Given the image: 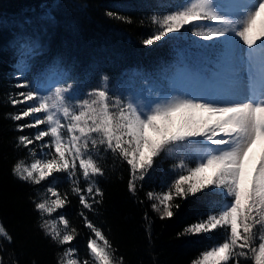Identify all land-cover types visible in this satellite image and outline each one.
Returning a JSON list of instances; mask_svg holds the SVG:
<instances>
[{"label":"snow or ice","instance_id":"obj_1","mask_svg":"<svg viewBox=\"0 0 264 264\" xmlns=\"http://www.w3.org/2000/svg\"><path fill=\"white\" fill-rule=\"evenodd\" d=\"M166 7V13L146 18L151 31L140 39L143 46L191 36L207 43L192 41L190 48H177L157 87L144 78L142 94L113 90L107 74L101 75L99 86L80 94L79 85L68 83L72 76L60 67V57L29 79L26 74L43 45L26 33L13 45L20 78L16 88L21 90L9 96L14 107L20 106L9 118L20 122L18 131H35L17 137L16 147L26 149L30 160H18L12 174L32 185L49 182L33 203L40 228L52 241L69 245L79 234L62 214L45 218L70 203V195L78 197L79 216L90 230L88 258L68 247L57 264H124L87 214L102 201L97 178L105 169L99 161L109 152L128 165L133 195L160 158L177 161L175 178L162 182L160 191L146 193L160 219L172 218L197 194L208 198V211L186 224L177 238L216 232L221 238L210 241L191 264H264V0H169ZM106 15L133 23L130 16ZM192 113L201 115L194 118ZM257 144L259 160L249 172L248 154ZM57 173L65 174L70 190L57 186ZM145 220L150 229L147 213ZM0 236L13 242L2 224Z\"/></svg>","mask_w":264,"mask_h":264},{"label":"trees","instance_id":"obj_2","mask_svg":"<svg viewBox=\"0 0 264 264\" xmlns=\"http://www.w3.org/2000/svg\"><path fill=\"white\" fill-rule=\"evenodd\" d=\"M166 1L169 0H0V224L13 238L8 244L0 236L3 264H57L68 247H75L79 258L86 259L90 235L79 216L82 206L78 197L70 195V203L52 217L45 218L55 219L62 214L79 234L69 245L60 246L52 241L40 228V214L33 203L49 182L32 185L12 174L18 160H30L26 149L16 147L17 137L31 135L35 130L20 132L16 127L20 122L9 118V113H16L20 108L10 103L9 96L21 90L16 88L20 80L12 69L15 41L11 38L26 33L40 39L43 50L34 60L31 74L46 65L43 63L52 55L69 64L81 80L90 77L91 73L118 78L127 74L133 65L158 67L160 62L175 55L176 47H191L190 40L194 36L152 47L140 43V39L151 31L146 18L154 13H166L169 10ZM51 2L55 6L49 7H52L47 11L50 15L41 16L38 13L40 6ZM109 11L130 16L133 23H121L107 16ZM50 16L54 19L50 20ZM22 18L28 19L23 27L12 26V21ZM141 20H145L144 26H141ZM11 29L12 34H9ZM99 162L105 169V175L97 178L103 198L96 210L87 214L108 237L117 250L116 255L123 256L124 264H191L210 241L221 238L219 232L177 238V233L186 224L208 211L207 197L197 194L185 200L172 218L160 219L151 208L153 201L146 198V193L160 191L162 182L170 183L175 178L177 170L173 165L177 161L171 157L163 156L157 161L155 171L143 182H138L143 187L135 195L128 190L129 167L125 162L110 152L103 154ZM56 176L61 191L70 190L65 174L57 173ZM145 213L150 218V229ZM57 227L63 233V225L57 223Z\"/></svg>","mask_w":264,"mask_h":264},{"label":"rangeland","instance_id":"obj_3","mask_svg":"<svg viewBox=\"0 0 264 264\" xmlns=\"http://www.w3.org/2000/svg\"><path fill=\"white\" fill-rule=\"evenodd\" d=\"M50 6H55L54 3H48V4H43L42 6H40V12H38L40 15L41 14H44V15H50V13H48L47 11H49L51 8H49ZM46 11V12H45ZM43 16V15H41ZM44 17V16H43ZM26 21L28 20L27 18L25 19ZM24 18H22L21 20H16V21H12V26H16V27H19V29L21 27H23V24L25 22ZM8 33L12 34V29L11 31L9 30ZM192 41H199L200 43H207L205 41L202 40V38H199V37H194V39H191L190 42L192 43ZM10 44V42L8 43V45ZM47 70V68H44L43 71H40L37 75H40L41 73L45 72ZM69 72L72 76V79L73 80L71 83H75L76 81H79L77 80L78 79V76L75 75V72H73V68L70 67L69 68ZM36 75V76H37ZM19 77V75H15V77ZM127 78L124 77L123 75L116 78H112L110 79V82H109V87H111L113 90H119L121 92H124L125 94H128V93H132L133 94V81H131V76L129 74H127ZM32 78V77H31ZM88 79H90L89 76H87ZM87 78H85L82 82H84L85 84L88 83V82H92L90 80H88ZM18 79V78H17ZM77 84V82H76ZM100 84V83H99ZM98 84V86H99ZM77 85H80V83H78ZM78 92H80V89L78 88ZM145 92V88L143 86L140 87V89L138 90V94H142ZM194 118H197L199 117V115H201L200 113H192L191 114ZM259 155H260V145H254L253 146V150L249 152L248 154V160H249V163H248V170L249 172L252 171V168L253 166H255L259 160ZM251 170V171H250ZM209 175L211 174L210 172L208 173ZM73 257H70L69 259H71Z\"/></svg>","mask_w":264,"mask_h":264},{"label":"bare ground","instance_id":"obj_4","mask_svg":"<svg viewBox=\"0 0 264 264\" xmlns=\"http://www.w3.org/2000/svg\"><path fill=\"white\" fill-rule=\"evenodd\" d=\"M16 35H14V37L13 38H11V40H12V42H14V41H16ZM15 48V50H16V47H14ZM97 75H99L98 73L96 74V73H91V75H90V77H94V76H97Z\"/></svg>","mask_w":264,"mask_h":264}]
</instances>
